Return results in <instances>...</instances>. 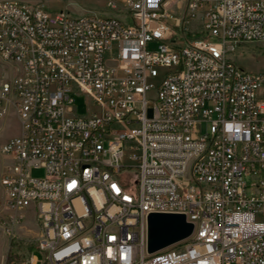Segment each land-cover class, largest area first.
I'll return each instance as SVG.
<instances>
[{"label": "built area", "instance_id": "1", "mask_svg": "<svg viewBox=\"0 0 264 264\" xmlns=\"http://www.w3.org/2000/svg\"><path fill=\"white\" fill-rule=\"evenodd\" d=\"M180 3L0 0V120L20 122L1 186L8 210H34L43 255L26 264H264V72L230 57L264 44V0ZM77 93L96 109L78 116ZM153 212L193 236L147 255Z\"/></svg>", "mask_w": 264, "mask_h": 264}, {"label": "rangeland", "instance_id": "2", "mask_svg": "<svg viewBox=\"0 0 264 264\" xmlns=\"http://www.w3.org/2000/svg\"><path fill=\"white\" fill-rule=\"evenodd\" d=\"M17 2L39 5L50 12L69 10L74 15H80L83 9L88 8L102 15H115L105 8L104 0L77 1V0H12ZM186 0H181L180 7L175 6L177 14L184 11ZM196 38V35L195 37ZM232 60L245 70L252 72H264V44H249L241 46L234 54ZM74 108L78 116H86L88 108L96 109L90 98L84 94L74 95ZM20 130V122L15 115L0 120V264H26L34 255L39 261L43 260L42 253L38 250L40 229L34 210L17 213L6 208L5 194L1 186V177L6 160L1 153L4 143L15 137ZM34 177H42L43 170H33ZM23 217L20 223L14 221ZM10 230V234H9Z\"/></svg>", "mask_w": 264, "mask_h": 264}, {"label": "water", "instance_id": "3", "mask_svg": "<svg viewBox=\"0 0 264 264\" xmlns=\"http://www.w3.org/2000/svg\"><path fill=\"white\" fill-rule=\"evenodd\" d=\"M146 253L153 255L188 241L195 225L183 213L153 212L147 215Z\"/></svg>", "mask_w": 264, "mask_h": 264}, {"label": "crops", "instance_id": "4", "mask_svg": "<svg viewBox=\"0 0 264 264\" xmlns=\"http://www.w3.org/2000/svg\"><path fill=\"white\" fill-rule=\"evenodd\" d=\"M174 7H175V6H173V7L171 8V10H172V12H174L175 14H177L176 9L173 10ZM181 14H182V13H181ZM202 23H203V21H202V15H200L197 19L191 21V24H190L191 32H192V33H195V34H198V33L201 31ZM19 134H20V130H19V132L17 133V135H16L15 137H17ZM15 137H13V138H15ZM13 138H12V139H13ZM10 140H11V139H10Z\"/></svg>", "mask_w": 264, "mask_h": 264}, {"label": "bare ground", "instance_id": "5", "mask_svg": "<svg viewBox=\"0 0 264 264\" xmlns=\"http://www.w3.org/2000/svg\"><path fill=\"white\" fill-rule=\"evenodd\" d=\"M19 107H26V100H19Z\"/></svg>", "mask_w": 264, "mask_h": 264}]
</instances>
